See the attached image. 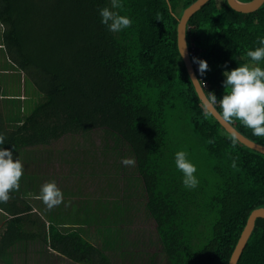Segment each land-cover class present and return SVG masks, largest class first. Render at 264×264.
<instances>
[{"label": "trees", "instance_id": "16d2710c", "mask_svg": "<svg viewBox=\"0 0 264 264\" xmlns=\"http://www.w3.org/2000/svg\"><path fill=\"white\" fill-rule=\"evenodd\" d=\"M193 1L0 0L6 52L43 96L24 116L0 109V156L13 160L17 185L30 176L26 151L68 138L92 173L112 155L125 195L64 188L49 206L36 194L40 214L22 188L0 186L11 215L0 264L36 242L81 264L229 263L249 214L264 206V154L228 133L194 88L177 45ZM187 39L208 96L264 144V4L243 13L210 0L190 18ZM97 130L106 145L79 149ZM138 216L150 224L131 227ZM238 264H264V218Z\"/></svg>", "mask_w": 264, "mask_h": 264}, {"label": "rangeland", "instance_id": "374dc122", "mask_svg": "<svg viewBox=\"0 0 264 264\" xmlns=\"http://www.w3.org/2000/svg\"><path fill=\"white\" fill-rule=\"evenodd\" d=\"M219 1L221 2L222 0ZM0 85L6 88L5 91H2L5 95L6 93L13 95L12 97L7 96V98L0 97V109L7 117L16 115L24 116L28 108L32 107L33 102L35 103L36 101L43 100V96L35 91V88L28 83L25 73L20 71L17 67H15L14 72L0 74ZM15 122L16 121H10L8 125L15 126V124H17ZM80 145L79 149H82L83 146H87V148H103V146L106 145L103 131L97 130L89 137L88 144L80 143ZM74 146L75 142L67 138L64 141H58V143H54L45 148L26 151L23 156L26 158L29 166L26 165L25 170L29 171L30 176L28 173L27 175L29 178L23 175L19 183L20 188H23L28 196L36 197V194L46 196L45 199L38 200H43V202L47 204L53 203L58 197L62 198L64 194L60 192H62L64 188H71L69 191L71 194L74 191L76 192V190L79 193L77 188H82L80 191L81 196L92 197H97L102 194L99 188H112L109 189V193L112 197H124L125 195L122 196L121 194V190L124 187V179L121 176L123 173L121 174L118 170L115 173L114 167L118 165L115 163V158L112 155L107 158L103 157V163L99 165L101 168H98L97 174L92 173L93 169L91 165L86 163L82 166V164L74 160L79 151H76ZM122 147L126 149L125 146ZM105 159L107 160L106 163H104ZM87 160H91L90 154ZM10 162L13 163V160L11 159ZM123 162L124 161H121L122 164ZM102 171H105L108 176L106 177L104 173H101ZM6 179L7 178L4 176L0 177L1 181H5ZM108 182L111 183L105 186ZM57 188H59V191L55 193ZM131 219H129V221ZM130 223L131 227H147V225L150 224V222L141 216L132 219ZM25 257L23 253H16L12 255L11 259L13 264H27V261L28 264L33 263L29 256H27V258ZM50 258L54 260L59 259V257L54 256L48 257V260ZM37 264H46V262L38 261Z\"/></svg>", "mask_w": 264, "mask_h": 264}, {"label": "water", "instance_id": "95a60500", "mask_svg": "<svg viewBox=\"0 0 264 264\" xmlns=\"http://www.w3.org/2000/svg\"><path fill=\"white\" fill-rule=\"evenodd\" d=\"M209 1L210 0H195L183 10L177 25V45L180 55L186 66L188 75L191 78L194 88L206 110L209 111L215 117V119L222 125V127L239 142L253 150L264 154V144H261L246 136L220 112L215 102L206 93L205 88L201 83L199 75L196 71L193 56L191 54L187 39L188 22L190 18ZM227 2L234 10L243 13L254 12L264 4V0H227ZM259 218H264V206L253 209L249 214L245 227L232 252L228 264H238L241 255L256 227L257 219Z\"/></svg>", "mask_w": 264, "mask_h": 264}, {"label": "crops", "instance_id": "0c3cea01", "mask_svg": "<svg viewBox=\"0 0 264 264\" xmlns=\"http://www.w3.org/2000/svg\"><path fill=\"white\" fill-rule=\"evenodd\" d=\"M3 33H4V25L2 24V22L0 21V74H5L8 72H14L15 70V64L10 60L6 49H5V45L3 43ZM6 88H3V85H0V97L1 98H7L8 97H12L13 95H11L10 93H6V95L2 92L5 91ZM9 160V159H8ZM6 160V158H3L0 156V177L4 176L7 179L5 181H1L0 180V186L6 187V188H10L13 192L16 191L20 188L19 184L17 185L16 183V175H15V166L13 165L12 162H10V160L8 161ZM11 172V174H10ZM28 179V178H27ZM30 186V185H29ZM26 188V187H25ZM23 191L22 194L24 195V197L30 201V203L33 205L34 210H36L37 212H42L41 208L39 207V204L42 205V203H40L38 200L35 201L33 196H28V194H26V191L22 188ZM25 192V193H23ZM65 198V197H64ZM60 199V197H59ZM63 199V197H62ZM37 203H39L37 205ZM50 206V204H47ZM41 214V213H40ZM11 217V215L9 213H7L6 211H4L3 209L0 208V232L1 230L4 228V225L7 221V219H9ZM42 217L44 219H46L43 215ZM49 223V221H47V224ZM16 253H23L27 258V256H29V258H31L32 260V264H37L38 261H45L46 264H81V263H77L74 262L73 260H71L70 258L62 255L61 253H59L56 250H53L51 248L48 247H41L38 242L36 243H28L23 249L17 251ZM15 253V254H16ZM57 256L59 257L58 260H54L53 258H50L48 260V257H54ZM47 257V258H46ZM46 258V259H45ZM26 263V261H25ZM28 264V261H27Z\"/></svg>", "mask_w": 264, "mask_h": 264}]
</instances>
